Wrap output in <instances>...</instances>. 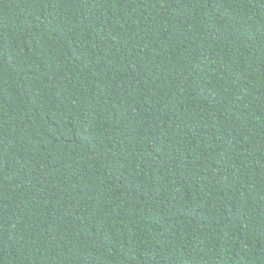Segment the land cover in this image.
Instances as JSON below:
<instances>
[{"label":"trees","instance_id":"1","mask_svg":"<svg viewBox=\"0 0 264 264\" xmlns=\"http://www.w3.org/2000/svg\"><path fill=\"white\" fill-rule=\"evenodd\" d=\"M0 264H264V0H0Z\"/></svg>","mask_w":264,"mask_h":264}]
</instances>
